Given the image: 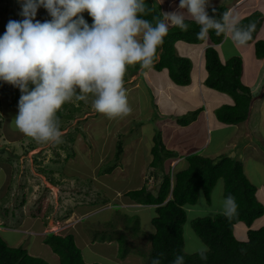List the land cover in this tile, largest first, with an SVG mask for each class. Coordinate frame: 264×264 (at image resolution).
Wrapping results in <instances>:
<instances>
[{
    "label": "rangeland",
    "instance_id": "1",
    "mask_svg": "<svg viewBox=\"0 0 264 264\" xmlns=\"http://www.w3.org/2000/svg\"><path fill=\"white\" fill-rule=\"evenodd\" d=\"M235 1L209 0V7L221 5L232 7L231 14L240 21L260 11L263 14V23L256 35V41L264 40V0H240L238 4H235ZM154 2L162 13V20L165 19V13L173 12L183 14L185 19H192L186 9H180V0ZM23 4L24 0H0V32L6 31L10 20L24 19L21 15ZM87 14L85 11L80 15L84 18ZM48 18L52 17L44 7H40L33 22H42ZM226 41L223 47L218 49L220 57L226 62L229 58L240 55L245 64L241 81L251 88L250 85L257 74L255 67L259 63L255 54V42L239 45L231 40L230 35ZM177 43V47L175 45L177 55L191 60V75H194V62L197 60L199 46L182 41ZM147 75L159 84L166 85L170 79L169 75L154 68L144 69L140 73L133 72L127 66L124 88L131 112L126 116L110 119L94 110L92 106L94 97L91 94H86V100H77L74 96L68 102L67 108L61 107L59 110L62 115L57 116L62 132L60 143H38L21 133L15 125L18 110L10 109L9 100L5 97L0 98V235L10 247L23 246L30 255L41 257L50 264H59V257L43 243V238L51 232L55 234L68 232L84 217L81 224L75 228L86 235V237L83 235V242L87 240L89 243L88 246H84V243L80 242L86 262L149 264V251H144L149 248L147 236L154 230L151 221L156 212L150 206L133 203L125 191L144 187L145 173L148 178L145 186L153 193L157 191L164 173L162 169L156 171L155 168H149L156 134L161 135L167 149L178 154L186 151L184 149L188 148L190 143H194L197 137L202 138L204 133L200 131V125L193 126L196 137L191 138L188 134L190 129L187 134L179 130L174 133L170 129H165L171 126L170 121H166L168 116L162 115L160 110L169 113H178V110L171 108L164 94H156L153 89L157 88L146 82ZM262 75L264 76V73ZM262 80L256 84L258 89L264 88V79ZM168 92L175 98L174 92H171L172 94ZM212 92L219 96L213 100L215 104L213 106L219 103L223 106L227 104L225 100L231 98L226 93L216 90ZM79 94L77 92V95ZM157 95L161 109L156 107ZM262 95L258 104L256 102V110L250 116V123L248 121L237 128L235 126L228 134L217 135L213 132L212 147L200 154L217 160L227 152L235 160L240 159L247 179L257 186L258 199H264V91ZM192 110L180 112L173 116L172 120L188 116ZM169 113L167 115H170ZM246 126L248 128L251 126L252 131L247 130ZM238 129L240 133H237ZM174 134L177 135L178 146L172 141ZM222 140L225 142L227 140L228 144L220 152ZM119 143L123 147V153L118 160L116 152ZM170 163L176 165L174 160ZM113 165L115 167L111 173H104V169ZM161 168H164V164ZM174 171L170 170L173 173ZM224 190L225 182L220 179L211 193V204L207 203L203 195V199L200 196L195 205L185 208L188 219L183 227L185 237L183 250L186 254L198 253L202 248L208 249L194 231L192 221L199 217H213L223 213ZM70 208L75 210L68 214ZM39 210L45 215L44 218L39 216L40 214L38 217L34 216ZM129 216L135 217L133 219ZM137 222L138 225L135 224ZM262 225L264 216L257 219L252 228H259ZM117 230L123 234V240L131 244L130 248L133 250L122 260L117 258L119 244L116 241L92 242L94 234L98 233L96 231L104 232L98 233V236L108 237L109 234H117ZM241 230L244 237L247 230L244 223H239L236 228L237 233L242 232ZM133 246L138 247L139 251L146 255L137 254Z\"/></svg>",
    "mask_w": 264,
    "mask_h": 264
},
{
    "label": "clouds",
    "instance_id": "2",
    "mask_svg": "<svg viewBox=\"0 0 264 264\" xmlns=\"http://www.w3.org/2000/svg\"><path fill=\"white\" fill-rule=\"evenodd\" d=\"M40 7L47 10L51 21L33 22ZM179 7L200 26L198 40L215 30L245 45L256 28L254 23L241 27L229 9L217 20L209 15V0H180ZM85 11L92 17L91 26L80 15ZM145 13V0H24V19L10 20L0 36V80L21 91L17 129L38 143L62 142L56 114L74 96L86 100V94L94 97L96 112L110 119L128 115L127 66L153 68L170 25L188 30L181 13H165V19L155 25L141 18ZM237 209L235 198L226 197L223 214L231 218ZM205 251H199L201 257ZM173 264H184V257L177 256Z\"/></svg>",
    "mask_w": 264,
    "mask_h": 264
},
{
    "label": "trees",
    "instance_id": "3",
    "mask_svg": "<svg viewBox=\"0 0 264 264\" xmlns=\"http://www.w3.org/2000/svg\"><path fill=\"white\" fill-rule=\"evenodd\" d=\"M146 13L141 18L150 21L153 25L157 20H162L163 16L154 0H145ZM215 9L213 13L212 9ZM225 5L208 7L209 15H214L217 20H221L224 13H228ZM52 18L43 22L51 21ZM85 21L91 26L92 17L87 14ZM188 30L184 31L176 26L169 28L168 35L164 38L160 59L154 65L156 71L168 70L170 79L178 86H187L191 82L192 62L187 57L177 55L175 44L179 41L188 44H202L209 39L213 44H220L225 34H217L215 30H210L206 39L198 40L197 33L200 26L192 19H185ZM256 25L252 33V39L247 42H255V54L258 59L264 58V40L256 41V35L262 27L263 14L256 11L250 16L240 21L241 27L249 24ZM5 32H0L2 36ZM205 67L208 72L205 85L219 92L226 93L234 99L233 105H223L215 111L216 118L229 125H236L247 121L252 110L254 97L248 86L241 81L242 59L240 56L229 58L222 62L216 47L209 46L204 50ZM133 72L144 70L139 64L129 66ZM21 91L3 80H0V98L9 100L8 107L18 110ZM68 102L62 107L67 108ZM203 108L196 109L188 116L177 118L176 122L180 126H188L196 121ZM62 114L58 111L57 116ZM61 129V127H60ZM123 153L121 143L118 145L116 158L119 160ZM151 167L156 171H164L162 165L170 158L176 157L177 153L166 148L161 135L154 136V146L151 150ZM188 166L182 170L174 172H163L162 181L156 191L151 192L147 186L140 189L128 191L126 196L137 204L154 206L156 216L152 218L153 232L148 234L149 264L159 261V264H173L177 256L184 257V264H264V225L259 228H252L254 222L264 216V204L256 197L257 186L250 182L244 172L241 161L229 156H222L217 160L193 153L186 156ZM115 166L104 169V173L109 174ZM156 175V174H155ZM156 178V176H155ZM223 179L225 182L224 198L233 196L238 205L237 214L231 218L219 213L213 217H199L192 221V226L199 238L207 245L204 256L198 253L186 254L184 246L183 227L187 222L186 207L195 205L199 197L204 195L207 203L211 204V193L217 182ZM92 203V202H91ZM94 204V203H93ZM40 214V215H39ZM45 215L39 212L36 217ZM33 216V217H34ZM128 216V215H127ZM35 217V218H36ZM41 217V218H42ZM132 217V216H129ZM135 216L132 218L134 219ZM83 221V220H82ZM239 223H244L247 227L244 237L242 232L237 233L236 228ZM138 225V222L135 223ZM93 230L94 227H92ZM240 230V229H238ZM98 233H103L96 231ZM94 234V241L114 242L119 246L117 258L124 259L133 250L131 244L123 240V234L117 230V234L98 236ZM83 235L80 229L72 228L64 234L47 233L43 238V243L50 247L53 253L59 257V264H100L88 263L83 257ZM242 236V237H241ZM81 237V238H80ZM80 238V239H79ZM123 240V241H122ZM81 242V243H80ZM139 255H146L134 247ZM100 250V249H96ZM101 256V254H98ZM0 264H50L45 259L30 255L23 246L10 247L0 235ZM119 264V263H118Z\"/></svg>",
    "mask_w": 264,
    "mask_h": 264
},
{
    "label": "crops",
    "instance_id": "4",
    "mask_svg": "<svg viewBox=\"0 0 264 264\" xmlns=\"http://www.w3.org/2000/svg\"><path fill=\"white\" fill-rule=\"evenodd\" d=\"M239 2H241V1L240 0H236L235 1V4H238ZM228 8H229V12L231 14L232 13V7H228ZM227 38H228V35L225 36L224 40L219 45L212 44V42L209 39H207L202 44H198V46H199V53L197 54V60L194 62V64H195L194 72H193L194 75H191V73H190V75H191V82L187 86H178V85H176L170 79L168 80V83H166V85L165 84H159L156 81H154L153 79H150L148 77V75H147L146 82L148 84H150L152 87L155 86L157 88V90L155 88L153 89L156 92V94H159V95L160 94H164L166 96V99L170 102L171 108L172 109H175V110H178V113H169V112H164L163 110H160V112L162 113V115H164L166 117L168 116V118H167L166 121H170V125L171 126H169L168 128H165V129H170L174 133H176V130H179L181 133H185L186 132V134L189 132V129H190V132L188 134L190 135V138H191V137H196V135H195L196 132L193 133L194 132L193 130H194L195 125L196 126L197 125H200L201 128H202V130L200 128V131L202 133H204V136L202 138H198L197 137L195 139L194 143H190V145L188 146V148H185L184 149L186 151H184L182 153H178L176 155V157L170 158V159L166 160L164 162V168H163L164 171L163 172H166L167 171V168H169V170L170 169L172 170V167L173 166H174L173 171L175 170L174 172L186 168L188 166V162L185 159L186 156L192 154L191 152H197V151H199L200 154H201L202 152H204V150L205 151H207V149L209 150V148L212 147V136H211V134H213V132H216L217 135H219L220 133H226V134H228L229 131H231L235 126L237 128L238 125H241V124H243L245 122H248L250 120L251 114L253 115L254 114V110H256V102L258 104L259 98L262 99V96H263L262 93L264 91V88L262 89V87H260L258 89V87H257L256 84L259 83L260 81H263L262 79H264V76L262 75V73H264V58L263 59H259V63L255 67V70L257 72L256 77H255V80L250 85V87H251L250 90H251L252 96L254 97V100H253V103H252L251 114H250L248 120L247 121H244L242 123L236 124V125H229V124L220 122L216 118L215 111L218 108H220L221 103L217 104L216 106H213V105H215L214 102H213V100L215 98H218L219 96L216 93L213 94L212 91L215 90V89L209 88V87H207L205 85V80L207 79L208 72H207L206 67H205L204 50H205L206 47L213 46V45L218 50L220 47H223V45L225 44V41H226ZM177 44H175L176 47H177ZM218 52H219V50H218ZM221 61L222 62H225V60H223L222 58H221ZM242 65H243V69H242V76H243L244 69H245V64L243 63V60H242ZM191 70H192V68H191ZM139 71H140V73H142V70H139ZM160 72L166 73L167 75H169L167 69H164L163 71H160ZM260 77H261V80H260ZM168 78H170V77H168ZM138 83L141 84V81H139ZM263 87H264V85H263ZM205 89H207V90L205 91ZM168 91H170V93L171 92H174L175 98H177V99H175L173 96L169 95V92ZM221 102L223 103L224 101H221ZM225 103H227L225 105H233L234 104V99L232 97L231 98H227L225 100ZM156 107L158 109L159 108L161 109L160 102L158 101V95L156 97ZM200 108H203L204 110L199 114L197 120L194 121V122H192L188 126H180L179 124H177L176 121L172 120V117L180 114V112L185 113L187 110L193 109L192 111H194V110L200 109ZM168 113L170 115H167ZM249 123H250V121H249ZM248 126H246V129L247 130L248 129L250 130L251 129V126H250V128H248ZM191 129H192V131H191ZM239 131L240 130L238 129V132L237 133H240ZM251 131H252V129H251ZM176 137H177V135L174 134V136L172 138V141H174L175 145L178 146L179 143L177 144V140L178 139H176ZM227 140H229V139L227 138ZM227 140H226V142H228ZM138 141H139V137L137 139V142ZM226 142L224 140H222V147H220V152L223 149L226 148V146L228 144V143L226 144ZM136 145H138V143H136ZM232 147L233 148L235 147L234 143L232 144ZM224 154L225 153H223V155H221L219 157L229 156V157H231V158L234 159V157L230 156V154H227V152H226V155H224ZM172 160H174V163H176V165H173V163H170ZM237 160L238 161H241L240 159H237ZM151 161L149 163V168L150 169L152 168L151 165H150L151 164ZM143 179H144L143 180V184L144 183L146 184V182L148 180V178L146 176V173L143 175ZM145 184L143 186H145ZM127 192H128V190L125 191V193H127ZM263 200L264 199H261V201L264 203ZM131 201L137 205V203L135 201H133V200H131ZM138 205H141V204H138ZM141 206H143V205H141ZM150 207L154 208V206H150ZM83 243L82 244L84 246H88L89 245V243H88L87 240H85Z\"/></svg>",
    "mask_w": 264,
    "mask_h": 264
}]
</instances>
